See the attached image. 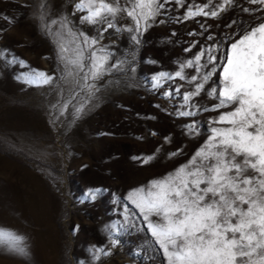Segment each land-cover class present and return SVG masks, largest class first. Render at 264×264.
Segmentation results:
<instances>
[{"label":"rangeland","instance_id":"1","mask_svg":"<svg viewBox=\"0 0 264 264\" xmlns=\"http://www.w3.org/2000/svg\"><path fill=\"white\" fill-rule=\"evenodd\" d=\"M8 165L5 264H264V0H0Z\"/></svg>","mask_w":264,"mask_h":264},{"label":"bare ground","instance_id":"2","mask_svg":"<svg viewBox=\"0 0 264 264\" xmlns=\"http://www.w3.org/2000/svg\"><path fill=\"white\" fill-rule=\"evenodd\" d=\"M8 166H9V170L6 171V169H5V171L7 173L0 169V264H5V262H4L5 256H11V254H12L9 251H6L5 247L3 245V236H4L3 224H4V221L6 219V214H7V213H5L6 212L5 207L8 204H10V202L9 203L7 202L6 198L8 196H10L11 193L15 192L14 187H13V183L10 180L11 177H10V179L8 178L9 176H12L10 173V170H12L13 168H11L10 165H8ZM26 179H28V178H26ZM16 231L17 230H15V232H13L12 235L15 236V233H16V235L19 234ZM51 249L54 250V243H52ZM36 252H37V250L34 252L25 251V253L28 255L29 259H32V260H34V254Z\"/></svg>","mask_w":264,"mask_h":264}]
</instances>
